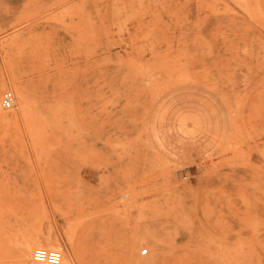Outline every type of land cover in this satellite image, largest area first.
Wrapping results in <instances>:
<instances>
[{
	"label": "rangeland",
	"instance_id": "obj_1",
	"mask_svg": "<svg viewBox=\"0 0 264 264\" xmlns=\"http://www.w3.org/2000/svg\"><path fill=\"white\" fill-rule=\"evenodd\" d=\"M40 246L264 264V0H0V264Z\"/></svg>",
	"mask_w": 264,
	"mask_h": 264
},
{
	"label": "built area",
	"instance_id": "obj_2",
	"mask_svg": "<svg viewBox=\"0 0 264 264\" xmlns=\"http://www.w3.org/2000/svg\"><path fill=\"white\" fill-rule=\"evenodd\" d=\"M15 93L13 89L8 88L2 94L1 104L4 108H10L14 105ZM148 248L143 253L148 252ZM34 258L40 262L57 263L61 258V251L57 249H49L46 247H36L34 250Z\"/></svg>",
	"mask_w": 264,
	"mask_h": 264
},
{
	"label": "bare ground",
	"instance_id": "obj_3",
	"mask_svg": "<svg viewBox=\"0 0 264 264\" xmlns=\"http://www.w3.org/2000/svg\"><path fill=\"white\" fill-rule=\"evenodd\" d=\"M138 243V242H137ZM143 251V249H141V252ZM154 251H155V247H154V245H150V254H149V258L150 257H152L153 256V253H154ZM60 260H61V258H60ZM59 260V261H60ZM59 261L57 262V263H59ZM40 263V262H39ZM41 263H45V264H57V263H47V262H41Z\"/></svg>",
	"mask_w": 264,
	"mask_h": 264
}]
</instances>
